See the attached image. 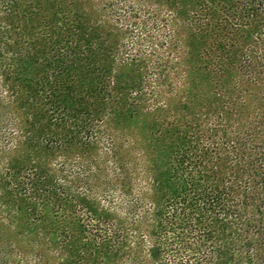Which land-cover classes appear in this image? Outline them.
I'll return each mask as SVG.
<instances>
[{"label":"trees","instance_id":"1","mask_svg":"<svg viewBox=\"0 0 264 264\" xmlns=\"http://www.w3.org/2000/svg\"><path fill=\"white\" fill-rule=\"evenodd\" d=\"M20 144L102 156L0 171V264H264V0H0Z\"/></svg>","mask_w":264,"mask_h":264},{"label":"rangeland","instance_id":"2","mask_svg":"<svg viewBox=\"0 0 264 264\" xmlns=\"http://www.w3.org/2000/svg\"><path fill=\"white\" fill-rule=\"evenodd\" d=\"M118 73L122 76L123 80L132 79L137 82H143L145 78V72L142 70L138 71L136 67L127 66L126 64L118 67ZM153 117V115L146 114L143 118L123 122L121 126L117 127L111 126L110 121H105L101 127L102 131L107 134H114L118 139L128 137L133 142V147H138L141 145L144 126L146 123L151 122ZM101 151V145L98 144L86 149L70 147L67 150H45L41 147H30L20 144L9 153L2 152L0 154V171L7 166L26 165L38 168H51L63 160L78 162L85 159L96 160L102 156ZM10 229L11 227L3 225V218L0 212V230L10 232Z\"/></svg>","mask_w":264,"mask_h":264}]
</instances>
